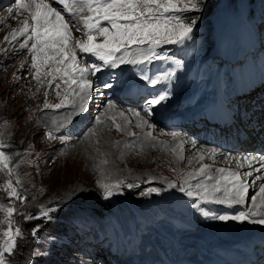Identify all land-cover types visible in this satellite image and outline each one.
Wrapping results in <instances>:
<instances>
[{"label": "rangeland", "instance_id": "1", "mask_svg": "<svg viewBox=\"0 0 264 264\" xmlns=\"http://www.w3.org/2000/svg\"><path fill=\"white\" fill-rule=\"evenodd\" d=\"M255 2L256 0L252 3L249 0H236V2L221 0L212 15L214 32L218 19L224 18V24L231 34L233 31L242 38L251 36L253 25L247 19L246 9L248 6L253 7ZM2 3L0 2V153L7 158L8 166L5 168L0 164V206L14 209L12 229L19 228L22 232V235L17 237V247L12 253L6 254L8 264H106L105 252H102L109 245L105 244L106 240L100 243L101 239L94 244L97 238L108 233L107 227H100L107 225L111 215L113 218H116L115 215L126 216L128 212L136 209L138 204L146 206L150 204L151 207L158 204L162 206L161 214L173 215L174 218L171 219L175 220L180 217L177 211L180 205L177 203L181 202L188 211L183 212L184 219L180 220L183 222L185 219L189 220L192 217L191 203L174 196L175 189L183 188L182 186L191 180L196 182L192 178H197L201 174L197 176L189 174V171H195L196 168L187 166L185 160L174 161L171 156L169 157L168 152L160 145V141L166 142L167 139L157 135L163 129L167 133L179 131L160 127L148 117L146 125L153 127L157 132L153 134L152 142L141 140L136 134L133 135L135 125L130 123L127 125L129 135L125 137V128L121 126L115 114L105 116L104 110L108 102L117 104L125 110L129 105L122 100L118 103L110 101V96L97 103V95L101 93L103 97L102 93H106L102 92L101 88L90 94L91 103L85 111L82 112L79 107L78 111L71 113L75 110L74 91L80 88L79 83L73 84L71 81L74 79L80 81L79 73H73L69 68L68 76L63 72L55 71H52L51 75H46L41 73L42 69H40L39 78H34L36 69L32 67L34 52L31 50V43L27 44V47H21L24 38L18 36L17 40L5 39L13 23L11 18H7L6 21L1 19V14L11 1ZM227 9L225 16L224 11ZM173 15L180 16L181 12L174 11ZM260 19L264 27V16ZM102 27L105 28V25L103 24ZM199 29L206 31L203 26H199ZM82 31L75 32L86 36L85 30ZM91 34L95 44L104 43V37L98 40L101 35L95 32ZM250 39L255 44L256 38L251 36ZM258 40L264 50V42L259 34ZM202 43L201 36L193 34L191 40L183 43L189 48L187 55L184 49H180L182 52H176L175 49V54L161 48L155 51L161 58L153 61L166 60L170 55L173 71L176 70L180 60H185V55L187 64L195 59L197 65L200 62L205 65L212 64L217 59L216 54L214 53L213 57H206L199 48ZM148 47L150 45L147 43L132 45L129 50ZM76 51L86 67L89 66L88 61L96 60L91 54L79 52L78 48ZM122 53L117 51L114 58L120 57ZM262 60L264 63V58ZM38 63L43 69L47 67L48 72L53 64L50 61L47 64L41 61ZM91 64L95 63L91 62ZM120 66H125V63L117 61L116 67ZM55 67L63 68L64 65L55 64ZM101 67L104 69L106 66L101 62ZM259 67L258 63L254 68L249 67L251 74H255V69L258 72ZM206 71L210 72V69ZM214 73H218V70ZM89 79L94 80L92 74L86 80L89 82ZM101 85L105 87L106 83L101 82ZM89 89L88 87L87 90L90 91ZM83 101L84 98L82 103ZM45 103L49 107H45ZM69 114H75L73 120H70ZM140 114L146 115L144 112ZM79 121L82 122L77 126ZM97 125L100 127L95 128ZM186 136V139L195 140ZM122 142L125 148L118 146ZM201 145L207 148V152L218 151L212 146L203 143ZM185 150L186 148H183L181 151L185 152ZM211 158L203 165H210ZM9 183L17 192L16 196L8 195ZM101 184H118V188L114 189V195L105 199ZM139 184L140 187L143 186L141 187L143 190L141 193L145 196L143 199H140V195L123 194L130 188L129 185ZM150 189L157 191L152 192ZM203 196L204 198L207 196L211 201L218 199L217 194L214 196L203 194ZM108 201L112 202L109 212L98 216L96 214L98 208H102L100 205L106 206ZM45 209H55V211L50 212L49 217H42L41 212ZM4 220L5 213L0 211V221ZM7 228V223H0V239H3V231ZM34 229L38 230L35 234H33Z\"/></svg>", "mask_w": 264, "mask_h": 264}, {"label": "bare ground", "instance_id": "2", "mask_svg": "<svg viewBox=\"0 0 264 264\" xmlns=\"http://www.w3.org/2000/svg\"><path fill=\"white\" fill-rule=\"evenodd\" d=\"M8 1H11V3L6 7V10L1 14V19L3 21H6L7 18L12 19L13 25L10 28V32L8 33V38L9 39L12 38L13 40L24 38L23 44L25 42H27V44L30 43L32 44L34 41L28 40L29 33L31 32L30 29L24 35H17L15 39L12 37V32L14 29L18 30L21 27H23L22 21L25 19V17L28 18L29 24H31V18L27 12H23V11H21L19 14H16L15 12L9 14L8 9L14 6L15 0H0V2L3 3ZM54 1L56 2V0ZM56 5L58 10L62 7L58 3H56ZM56 5L53 4L54 7H56ZM74 21L76 22V19H74L73 22ZM75 31L77 30L72 29V37L69 40V47H73V45L75 47V40L83 41L87 39V36H82L80 33ZM221 42H222V35L220 33V43ZM93 43H95L94 40ZM146 49L141 48V49L128 50L129 56H133V55L138 56L139 50H146ZM76 55L79 66L86 67L84 62L79 58L77 51H76ZM51 62L52 61H50V63ZM152 63L153 60L151 63L145 62L144 64L125 63V66H123L124 71L121 73L122 75L117 74V68L106 66L100 72L93 75L94 80L89 79L90 91H87L88 88L82 91L80 90L79 87H78L79 91L78 88L74 91V95L76 96V99L75 102L73 103L74 104L73 107L75 108V110L72 109L73 112L71 113L78 111L79 107L81 108V105H83L84 108L89 107L91 102L87 99L86 96H88V94L90 95L94 91L101 88L102 92H106V93H102L103 97L101 96V93L99 94L97 93L98 95L96 94L97 103H101L110 96L109 99L110 101H114L118 103L119 100H122L124 103L129 105L128 109L125 110L123 107L117 104L108 102L104 110L105 116H107L108 114H115L114 116L116 117V119L120 121L121 126L125 128L126 131L125 137L129 135L127 131L129 127L127 125L128 123H130L135 125V130L133 131L134 132L133 135L136 134L137 136L140 137L141 140L152 142V136L156 132V130L153 127L150 128L145 123H143V121H147L148 117L156 125L160 127L179 131V132L173 131L167 133L164 132L163 129L160 131L161 133H158L157 135L167 139L166 142L163 140L160 141L161 143L160 145L162 149L168 152L169 157L171 156V158L174 161L177 159L185 160L184 162L185 164H187V166L196 168L195 171H189V174H195L196 176L201 174V176L197 178L193 176L194 178L192 179H195L196 182L190 179L191 181L188 184L182 186L183 188L178 189V191L175 190L176 194H174V196L181 197L184 202L191 203L189 204H190V210H192L191 213L192 217L189 220L185 219L184 220L185 222H183L178 218L175 220L171 219L174 218L173 215H169V216L166 215L170 220H173L171 224L165 223L164 220H160L158 222H153V221L148 222L145 225L146 228L144 232H142L140 238L137 239V241L134 242L133 245L136 244V248H138L139 250L138 264H150L151 262L154 261L160 262L162 264H167L169 262L173 264H179V262L182 261H186L188 263H198L204 261V259L207 258L202 253L201 249L194 244L186 245L182 243L179 239L180 234L178 232L172 231V229H177L179 232H183V231L186 232V231H190L191 229L198 228L199 227L198 221L201 218L205 217L203 215V212L204 211L209 212V217L206 218H208V220H213L211 217L214 214H212L211 211L217 210L218 207L226 212H235L238 207L243 208L246 211V213L255 212L256 203L258 201H261L262 198L264 197V193L261 192V186L264 185V172H262V170L260 169V165H259L260 162H255V159L254 161L251 159V155L249 154V150L247 148H243V150L231 148L228 150L222 146H219V144L214 138L204 135L203 116L198 119L197 125L193 126L195 119H188L187 121L180 123H175V122L168 123L165 120H160L156 116L155 112L152 111V109H151V115H148L143 111V109L146 106H148L146 102L159 95L167 96L165 100L157 104L158 108L162 110V113L165 117L170 115L173 117L184 116L187 111L189 110L191 111L194 109L195 106L202 104L203 99L201 97V91L198 88L200 86V83L203 82L205 79L202 77L196 78L190 75V72L192 70L198 69V65L196 61H193L191 65L184 72L180 73V70L177 69L174 73H172L173 81L176 82V86L172 91H168L164 88L156 89L155 86H148L145 90L140 91L137 100H133L131 98L121 96L118 91L117 92L107 91L100 84L101 82H105L112 86H116L118 85L119 82L125 81L127 82V85H129L130 87L140 89L143 85L149 83L148 80L143 79V76L145 75L148 76L149 79H158L160 81L163 78H169L171 81L170 75H168L169 73H171V70L168 65H166L162 69H159V68H153ZM54 65L55 64L53 62L51 67L54 68ZM51 67L49 68L50 70ZM41 69H42L41 73H45V74L48 73L47 67L45 69L43 68ZM99 76H101L100 79H98ZM88 78L89 77H85V80ZM156 85L158 88L160 87L159 82ZM173 94H179L181 96L180 100L175 104H173L174 102L170 100V97ZM192 94H194V99H192L191 97ZM83 98L84 101L82 103ZM137 111H139L140 113L144 112L147 115V117L146 115L144 116L143 114L140 113L139 115H137L138 113ZM69 117L70 120H73L75 114L72 115L69 114ZM80 117L81 116H79V118ZM260 118L264 119V116L261 115ZM138 124L140 125L139 127L137 126ZM99 125L95 126V128L98 127ZM182 133L185 135H182ZM186 135L190 136L192 139L194 138L195 140H191L189 138L186 139L187 137ZM156 140L158 141V139ZM199 142L210 147L212 146L218 149V151L207 152L208 151L207 148L201 145V143L199 144ZM118 146L125 148L123 146V142L121 143V145ZM168 148L169 149L172 148V150L171 149L168 150ZM183 148H186L185 152L181 151ZM209 158H211L209 162L210 165L204 167L205 166L203 165L204 162L207 161ZM256 159L259 161L260 158H256ZM201 168H203L202 172L200 171ZM214 168H216V170H214ZM219 169H224L225 171L224 172L218 171ZM231 174H236V175H231ZM247 176L250 177L248 181L244 183L247 185V195L245 196L243 203H234L231 206H229L226 203H218L216 201H211V199L209 198L207 199L208 202H205L203 194L213 195V196L217 194V198H218L217 200L225 199L226 196L225 189L226 188L231 189L234 183L242 182L239 181L240 177L247 178ZM199 179L201 183L199 182ZM217 188H219V191H216ZM181 189H184V191H181ZM179 191H181L183 194L180 193ZM189 191L192 193L191 195L192 197H189V195L187 194ZM253 197H255V200L253 199ZM250 198L252 199L250 200ZM249 200L250 202L248 203ZM177 204L180 205L179 209L177 210L178 214L182 219H184L183 212L185 210L188 211V208L184 209L185 206L183 207L181 202H178ZM134 210L145 216L147 215V211L143 209H134ZM134 210L128 212L126 216L118 217L117 215H115L116 218H113V215H111V217H109L110 221H107V225H102V227H100V228L107 227L108 233H106L105 236H100L99 238H97L94 244H96L97 241L100 239H101L100 243H103L104 240H106L105 244L109 245V247L108 248L105 247L106 250L103 249L102 252V253L105 252L104 259L106 264H132L130 254L125 253L124 255H122V252L124 249L128 247L129 232L130 235L136 233V230H133L134 229L133 226L130 228L131 230L129 231V220H128V217L131 215V213ZM116 220H118V222H115ZM119 225L121 226L122 231H120ZM96 231L97 229L95 230V232ZM98 233H94V235H98ZM222 240L229 247H232L234 245L232 237H224ZM99 259L101 260V257H99Z\"/></svg>", "mask_w": 264, "mask_h": 264}, {"label": "snow or ice", "instance_id": "3", "mask_svg": "<svg viewBox=\"0 0 264 264\" xmlns=\"http://www.w3.org/2000/svg\"><path fill=\"white\" fill-rule=\"evenodd\" d=\"M201 0H56V3L62 5L58 10L53 6L50 0H15L14 6L8 9L9 14L15 12L19 14L21 11L27 12L31 18V24L28 18L22 21L23 27L18 30H13L12 37L15 39L17 35H24L31 30L28 40L34 41L31 44V50L34 52L32 56V67L36 69L34 78H39L42 61L47 64L49 61L56 65H64L63 68L55 67L46 75H51L52 71L57 73L63 72L65 76L69 75L70 68L73 73H79L80 81L72 80L71 83L79 82L81 90H85L90 86L89 82L84 78L88 73L95 75L102 70L101 65L91 64L87 67H80L77 61L76 49L80 52L91 54L98 60L103 62L104 66L116 67L119 63L144 64L151 63L153 59L161 57L155 52V47L161 43L168 44H183L186 40L192 39V32L196 20L193 19L190 23H184L180 16L164 17L165 13L170 11L183 12L189 10L200 11ZM183 5L180 7L179 5ZM87 12V15L82 13ZM67 14V16L65 15ZM78 18V19H77ZM76 23L73 24V20ZM105 20L111 25V31L108 28L100 26V21ZM124 21V23H121ZM83 25L85 30L86 40H75V47H69V40L72 37V29L80 31V25ZM98 33L104 37V43H93V35ZM8 40V37H5ZM149 44L146 50H139L138 56H129V48L132 45ZM27 42L21 47H27ZM117 51H122L123 55L114 58ZM43 54L42 56L40 54ZM70 61V63H65ZM168 75H172L169 73ZM143 79L155 85L159 82L158 79H149L148 76H143ZM105 87H111L106 84ZM167 98L166 95H159L148 100L143 111L151 115V106L159 104ZM45 107H49L45 103ZM61 107V105H55ZM82 112L86 109L81 105ZM139 115V113H137ZM147 124V121H143ZM140 126L139 124L137 125ZM175 135V134H173ZM248 159V158H245ZM264 159V157H261ZM0 164L6 168L7 158L3 153H0ZM204 167H207L205 165ZM203 171V168L200 170ZM218 171L224 172V169ZM236 175V174H231ZM10 191L9 196H16L17 192L12 188L11 183L8 185ZM132 187V185H129ZM104 198L107 199L114 195V189L117 185L101 184ZM155 192L156 189H150ZM184 191V189H181ZM207 191V190H205ZM219 191V188L216 189ZM261 192L264 193V185L261 186ZM225 199L217 200L218 203H226L231 206L234 203H243L247 195V185L243 182H236L231 189H225ZM189 196L192 193H187ZM205 202H208L205 196ZM255 200V197H253ZM257 207H264L258 205ZM0 211L5 213V220L0 223H7L8 228L3 231V239H0V264H8L6 254L12 253L17 247V237L22 235L19 228L12 229V214L14 209L4 208L0 206ZM55 209L42 210V217H49V213ZM203 215L209 217V212L204 211ZM257 213H240L239 215H213L212 219L220 221L234 220L238 222H249L259 225H264V216L256 219ZM38 230L34 229L33 234Z\"/></svg>", "mask_w": 264, "mask_h": 264}, {"label": "trees", "instance_id": "4", "mask_svg": "<svg viewBox=\"0 0 264 264\" xmlns=\"http://www.w3.org/2000/svg\"><path fill=\"white\" fill-rule=\"evenodd\" d=\"M220 0H201L200 2V11H195L194 10H189V11H183L181 12V19L185 23H190L193 19L196 20L197 24L201 20H206L208 21L209 17L211 14L214 12L216 9L218 3ZM183 5H180L182 7ZM143 187V186H141ZM140 187V184L138 186H132L126 190L123 194L128 195V196H137L140 195L141 197L143 196L144 193H141L143 190ZM111 201H108L106 206L100 205L102 208H98L96 214H101V213H107L110 209Z\"/></svg>", "mask_w": 264, "mask_h": 264}]
</instances>
